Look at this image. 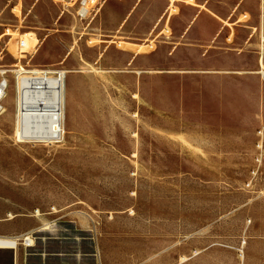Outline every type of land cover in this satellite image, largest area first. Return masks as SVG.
I'll use <instances>...</instances> for the list:
<instances>
[{"label": "rangeland", "instance_id": "obj_1", "mask_svg": "<svg viewBox=\"0 0 264 264\" xmlns=\"http://www.w3.org/2000/svg\"><path fill=\"white\" fill-rule=\"evenodd\" d=\"M82 1L0 0V237L28 264H264V2ZM18 66L72 71L60 140L17 141Z\"/></svg>", "mask_w": 264, "mask_h": 264}, {"label": "bare ground", "instance_id": "obj_2", "mask_svg": "<svg viewBox=\"0 0 264 264\" xmlns=\"http://www.w3.org/2000/svg\"><path fill=\"white\" fill-rule=\"evenodd\" d=\"M262 1L264 2V0L260 2ZM87 12V7L80 9L82 16ZM260 28L259 72L264 77V24H261ZM26 47V40L20 38L17 49L18 52L20 51V56L29 52L25 50ZM67 73L72 71L35 69L33 74L20 76L19 87L17 88L16 85L17 141L51 142L60 140L67 134L68 126L74 121L72 98L66 84ZM137 73H142V70H137ZM11 216L12 214L10 218Z\"/></svg>", "mask_w": 264, "mask_h": 264}, {"label": "crops", "instance_id": "obj_3", "mask_svg": "<svg viewBox=\"0 0 264 264\" xmlns=\"http://www.w3.org/2000/svg\"><path fill=\"white\" fill-rule=\"evenodd\" d=\"M86 1V0H85ZM88 3V1H87ZM88 5V4H87ZM247 7H250L248 5V3L246 4ZM88 8V11L90 10L89 6H85ZM186 8H187V13L189 16H192V19H195V17L200 14L202 11H200L197 7L195 6H190V5H186ZM252 11V10H251ZM180 13V12H179ZM179 13H174L172 15L175 16ZM254 15H258L260 14L261 16V20H262V24H264V17H263V13H262V10L259 11V13H254L252 12ZM262 14V15H261ZM168 15H169V9H166L165 10V13H163L161 16V22H163V19H165L166 17L168 18ZM159 21V22H160ZM209 19H204L203 20V25H202V29H201V32H203L204 34L206 33H210L212 31V28L211 26L209 25ZM158 24V23H157ZM257 27H256V31H257ZM192 39L193 40H196V39H200L201 37V33L200 31H198L197 35H192ZM26 40L29 42L28 38H26ZM136 56V55H135ZM14 236L12 237H6V236H2L0 237V257H4L5 255H7L8 257L5 259L6 261H2L0 262V264H28L29 263V260L30 258L28 257V252L22 250L23 248H18V249H12L13 247H15V243L12 241V239ZM36 256V255H34ZM37 256H40V255H37ZM40 258V257H39Z\"/></svg>", "mask_w": 264, "mask_h": 264}, {"label": "built area", "instance_id": "obj_4", "mask_svg": "<svg viewBox=\"0 0 264 264\" xmlns=\"http://www.w3.org/2000/svg\"><path fill=\"white\" fill-rule=\"evenodd\" d=\"M82 5L84 8L85 6H88L87 5V2L85 0L82 1ZM90 11V10H89ZM89 11L87 12V14L89 13ZM86 14V15H87ZM85 15V16H86ZM81 16V15H80ZM82 17V16H81ZM22 45H24V43H21ZM25 54V53H24ZM9 69H4L2 70L1 74H2V79L0 81V113H2L4 111V105H3V100L4 98L6 97L7 95V89L9 88V85H10V81L9 79L6 77L9 73ZM15 71V76H16V85H17V88L19 87V80H20V76L22 77L23 75L25 74H33V70H26L25 68L21 67V66H18ZM19 93V92H18ZM17 243L15 245V247L13 248H16L19 244L18 242V239L16 240ZM22 244H24L25 246L29 247L33 244V241L32 239L30 238V236H25L22 240Z\"/></svg>", "mask_w": 264, "mask_h": 264}]
</instances>
